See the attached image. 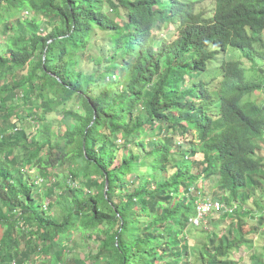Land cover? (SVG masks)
Wrapping results in <instances>:
<instances>
[{"label": "trees", "instance_id": "16d2710c", "mask_svg": "<svg viewBox=\"0 0 264 264\" xmlns=\"http://www.w3.org/2000/svg\"><path fill=\"white\" fill-rule=\"evenodd\" d=\"M206 1L0 0V264H238L264 228L242 220L263 204L264 0ZM211 179L237 208L198 250Z\"/></svg>", "mask_w": 264, "mask_h": 264}, {"label": "rangeland", "instance_id": "374dc122", "mask_svg": "<svg viewBox=\"0 0 264 264\" xmlns=\"http://www.w3.org/2000/svg\"><path fill=\"white\" fill-rule=\"evenodd\" d=\"M204 5L207 7L210 6L211 1L210 0L206 1L204 3ZM32 16H33V14H29L27 16L25 14V17H28V18H32ZM25 17H23V18L26 19ZM40 19H41V17H40ZM174 34H175V30L173 27H169V29H167L163 33V35H166V36H173ZM7 37L8 36H5V35L0 33V46L5 45V43H6L5 41L7 40ZM168 39H169V37H168ZM92 53L94 54L95 57H97L100 54V47L95 46L92 49ZM229 54H230V56L235 57V58L239 57V55L237 53H234V52H230ZM244 61H246V59H244ZM93 65L94 64L92 62L84 61L81 69L83 71L89 72V71H92ZM260 65H262V64H260ZM247 67L250 69L251 64L248 63ZM251 75L253 77H255V75H256L255 80L262 79V74L260 71H258L257 74L251 73ZM253 99L257 100L259 102V104H264V95L261 93H256ZM77 107H75V108H77ZM58 118L59 117L56 114L55 115L50 114L48 117V120L50 121V123H53L54 129H57L58 126H61V123L59 122ZM22 126L27 128L29 132H34L36 127L37 126L39 127V124L37 122L30 123L29 121H25L22 124ZM260 145H261V150L258 153V157L262 158L264 160V140H262L260 142ZM197 159H201V156L198 155ZM32 172L35 173L36 171H32ZM259 181L262 183L260 186V188H261L260 191L262 192V196H263V201H262L263 204H261L260 202H257L260 204L261 207L259 206V208H256L255 207L256 201L251 200V202L245 203L243 205V207L245 209L244 216L246 215V217L242 218V220L245 222V225H247L249 227H251V226L255 227L256 219H257L256 216H258L260 214V211H264V208H262V205L264 207V179H261ZM50 186L51 185H49V183L47 184L46 182L39 185V187L42 191V196L44 193H46L48 191V188ZM215 186H217V181L215 179H211L204 184L201 183L199 187L204 188L203 197H201V200L202 199H206V200L215 199V197L213 195V191H214L213 188ZM260 199H261V196L256 195L255 200L258 201ZM213 201H215V200H213ZM241 215H243V214H241ZM233 216H234V214L230 215L229 218H227L226 220H223L221 222L222 223L221 229L227 228V231L230 229L231 223H232V221H234L232 218ZM211 218H212V216L207 218V221L209 220L208 224H206V222H205V226L199 227L198 230L193 234V239H195V242L197 241V244H198V246H197L198 250H200V247L205 243V240L207 239V235L212 230L211 229V222H210ZM250 239H251V241H248V243L246 245L242 246L241 248H239L238 250H236L234 252L233 258L236 261H238V264H253V262H252V256L253 255L254 256L257 255L258 257L264 256V228H260V232L258 233V235L257 236H251ZM76 241L77 242H76V244H74V247H73L74 251L71 252L70 256L71 257H76V256L85 257L88 254V252L90 251V246H89L90 244H87V240L82 239V238L80 239L79 236L76 238Z\"/></svg>", "mask_w": 264, "mask_h": 264}, {"label": "built area", "instance_id": "2783aa9c", "mask_svg": "<svg viewBox=\"0 0 264 264\" xmlns=\"http://www.w3.org/2000/svg\"><path fill=\"white\" fill-rule=\"evenodd\" d=\"M237 208V204L226 205L221 202H213L206 200L204 202H199L198 204V214L195 218L191 219V223L195 226H200L205 222L207 223V215L210 213H234Z\"/></svg>", "mask_w": 264, "mask_h": 264}, {"label": "water", "instance_id": "95a60500", "mask_svg": "<svg viewBox=\"0 0 264 264\" xmlns=\"http://www.w3.org/2000/svg\"><path fill=\"white\" fill-rule=\"evenodd\" d=\"M107 186H108V183H107Z\"/></svg>", "mask_w": 264, "mask_h": 264}]
</instances>
